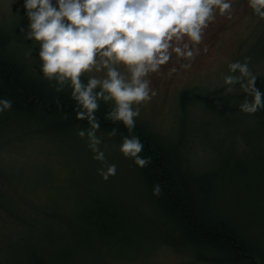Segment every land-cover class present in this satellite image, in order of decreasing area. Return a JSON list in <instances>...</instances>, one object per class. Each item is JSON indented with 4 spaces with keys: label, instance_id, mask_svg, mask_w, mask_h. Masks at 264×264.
Wrapping results in <instances>:
<instances>
[{
    "label": "rangeland",
    "instance_id": "374dc122",
    "mask_svg": "<svg viewBox=\"0 0 264 264\" xmlns=\"http://www.w3.org/2000/svg\"><path fill=\"white\" fill-rule=\"evenodd\" d=\"M24 1L0 0V31L13 42H21L13 50L19 53L32 74L45 78L40 70L39 43L26 40L22 31L27 30L29 24L28 18L21 16ZM226 2L232 7L224 13L213 9V17L202 29L198 43L187 36L172 40L169 61L146 77L157 95L133 105L139 108V116L134 119L136 125L146 126L155 142L180 141L177 146L182 157L193 164L197 173L205 174L212 169L208 200L211 210L227 213L236 222L244 219L247 228L262 235L264 248V117L244 112L227 116L219 112L218 104L213 112L208 106L190 104L184 111L186 120L183 122L181 111V95L187 90L197 88L202 93L224 90L226 94L238 95L242 91L240 84L229 86L224 81L227 75H240L238 71H230L232 63H247L255 78L264 79V18L249 6V0ZM185 44L193 46L192 57L173 51L174 47L183 48ZM29 52L31 55H26ZM101 59L97 57L98 61ZM114 66L130 79L129 69L122 64ZM105 73L106 69L97 72L93 68L84 73L81 80L86 82L90 76L103 77ZM47 80L56 83L54 79ZM63 87L72 88L70 82ZM228 87L233 90L228 92ZM26 127L25 116L13 115L7 110L0 113V135L4 136L0 137V201L5 196L13 199L17 212L15 216L0 211V231L4 230L16 240L27 237L25 232L47 227L61 231V226L67 225L72 237L67 257L75 264H206L187 242L155 231L162 220L159 208L130 156L122 153L120 146L96 133L102 140L99 148L106 158L101 162L94 159L88 138L79 137L78 132L51 138ZM234 151L242 155L236 159L239 163L232 160ZM249 151L254 155L247 163L244 155ZM259 161L262 167L258 166ZM111 164L116 165V173L104 179L98 170L106 171ZM3 173L21 187L29 201L36 200L40 208L24 202ZM221 195L226 198L224 202ZM234 196L239 200L231 204V211L226 210V201ZM109 204L116 208H105ZM101 207L113 209L128 223L127 233L113 238L120 252L114 246L106 251L109 250L106 237L93 225L97 213L101 214ZM41 209L66 221L51 217ZM5 217H9L6 222L12 226V231L2 228ZM11 217L15 219L13 222H10ZM168 228L174 233L172 224ZM50 238L40 240L41 252L64 262L60 254L65 246L46 244ZM29 240L37 244L34 239ZM258 261L262 264L261 259Z\"/></svg>",
    "mask_w": 264,
    "mask_h": 264
},
{
    "label": "trees",
    "instance_id": "16d2710c",
    "mask_svg": "<svg viewBox=\"0 0 264 264\" xmlns=\"http://www.w3.org/2000/svg\"><path fill=\"white\" fill-rule=\"evenodd\" d=\"M23 5L21 16L24 19L27 16ZM20 43V41L13 42L0 31V98L12 101V108L7 111L13 115L25 116L28 121L26 129L38 130L51 138L70 135L78 132L81 128L87 129L88 122L76 118L77 111L80 109L72 98V88L63 87V90L58 92L56 90L57 87H60L58 84L50 83L47 79L32 74L19 53L13 50L15 47L18 48L17 45ZM256 87L264 92L263 78L256 77ZM246 96L247 93L243 90L238 95L226 94L224 90L202 93L198 92L196 88L184 91L181 95L183 122L186 120L184 111L190 104L205 105L211 111L217 110L218 104L219 112L229 116L242 112L240 102H243ZM247 98L251 99L252 97L247 96ZM235 103L236 107H234ZM113 106L112 102H100L99 110L95 113L100 124L97 134L103 135L118 146L124 136L134 135L139 138L143 150L138 155L148 160V163L141 166L131 156L130 160L134 163L143 181L146 182L149 195L151 194L155 205L159 208L157 210L162 220L157 223L158 228L155 231H162L172 237L179 238L180 241L187 242L196 251L199 260L206 264H261L258 259H261L264 264V248L261 246L262 235L260 233L258 235L256 230L247 228L244 219H237L236 222L235 218L227 213L211 210L208 200L212 169L206 170L208 173L205 174L197 173L193 164L182 157L177 146L180 141L170 144L158 143L149 135L145 125L135 124V128L129 132L123 122L106 119V114ZM253 114L263 118L264 108ZM113 129L117 130V135L110 136L109 132ZM239 136L242 140L245 139L244 136L240 134ZM0 137L4 136L0 135ZM244 144L248 147L246 140H244ZM249 152L251 153L250 157H248L250 153L244 155L247 163V160H252L251 157L254 155L253 151ZM240 156L242 155H237L234 151L232 160L239 163L236 159ZM261 165L262 163L259 161L258 166ZM3 175L8 179L7 181L14 192L20 195L24 202L31 207L35 205L40 208L36 200L29 201L28 197L21 192V187L15 185L6 174L3 173ZM32 194L34 195V193ZM221 200L224 202L226 198L221 195ZM238 200V196L228 199L225 205L226 210L231 211V204ZM3 201L6 204L2 203ZM14 202L13 199L10 200L5 196L0 201V211L4 214L17 216ZM113 204H109L105 208L115 209ZM105 208L99 209L101 214L97 213L98 216L93 219V225L106 237V249L109 250L103 249L110 251L112 246L114 249L117 248L113 238L127 233L128 223L123 221L113 209ZM41 211L51 217L66 221L55 214L47 213L44 209ZM8 218H4L2 228L12 231V226L6 222ZM11 219L10 222L15 220L12 217ZM169 224L174 226V233L168 228ZM66 226H61L62 230L66 229ZM40 229L25 232L27 237H20L16 240L11 239L10 234L4 230L0 231V264H75L67 257L68 249L72 246L70 228H67L63 234L59 229H50L49 227ZM37 232H40V235ZM46 237H51L46 243L48 245L65 246L60 254L64 262L57 260L56 256L52 254L41 252L40 240ZM29 239H34L37 244H33ZM118 251L120 252L119 249Z\"/></svg>",
    "mask_w": 264,
    "mask_h": 264
},
{
    "label": "clouds",
    "instance_id": "9594fccd",
    "mask_svg": "<svg viewBox=\"0 0 264 264\" xmlns=\"http://www.w3.org/2000/svg\"><path fill=\"white\" fill-rule=\"evenodd\" d=\"M249 6L264 18V0H249ZM24 9L29 20L27 30L22 29L26 40L39 43L40 70L46 79L55 80L62 91L71 84L72 98L79 109L76 118L86 120L89 127L79 129L78 136L87 137L94 159L105 162L102 143L96 133L100 124L95 116L100 102H114L106 119L123 122L131 132L135 128L134 117L139 116L141 102L157 95L146 79L150 72H157L170 59L172 40L190 38L201 40L202 29L213 17V9L227 12L232 5L226 0H25ZM180 56L192 57L195 53L188 45L174 47ZM31 55V52L26 53ZM100 56L103 59L97 60ZM122 64L130 70L126 78L114 65ZM188 65H186L187 67ZM106 69L103 77L90 76L81 80L84 73ZM232 73L225 84H240L247 96L240 110L253 114L264 108V92L256 87V78L247 63L229 65ZM232 87L227 91L231 92ZM12 108V101L0 98V113ZM117 135V130L109 132ZM143 150L138 137L124 136L120 151L134 158L138 165L148 163L138 154ZM116 165H107L98 173L107 179L115 175Z\"/></svg>",
    "mask_w": 264,
    "mask_h": 264
},
{
    "label": "flooded vegetation",
    "instance_id": "af4514ba",
    "mask_svg": "<svg viewBox=\"0 0 264 264\" xmlns=\"http://www.w3.org/2000/svg\"><path fill=\"white\" fill-rule=\"evenodd\" d=\"M185 45H187V44H185ZM185 45H184V46H185ZM189 47L192 48L193 46H189Z\"/></svg>",
    "mask_w": 264,
    "mask_h": 264
}]
</instances>
